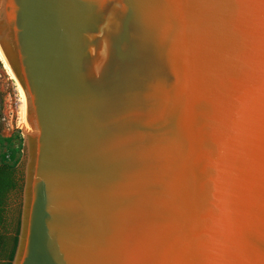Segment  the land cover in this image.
I'll list each match as a JSON object with an SVG mask.
<instances>
[{"label":"water","instance_id":"obj_1","mask_svg":"<svg viewBox=\"0 0 264 264\" xmlns=\"http://www.w3.org/2000/svg\"><path fill=\"white\" fill-rule=\"evenodd\" d=\"M0 54L10 264H264V0H0Z\"/></svg>","mask_w":264,"mask_h":264},{"label":"rangeland","instance_id":"obj_2","mask_svg":"<svg viewBox=\"0 0 264 264\" xmlns=\"http://www.w3.org/2000/svg\"><path fill=\"white\" fill-rule=\"evenodd\" d=\"M25 129L24 107L18 88L0 62V164L21 166Z\"/></svg>","mask_w":264,"mask_h":264},{"label":"trees","instance_id":"obj_3","mask_svg":"<svg viewBox=\"0 0 264 264\" xmlns=\"http://www.w3.org/2000/svg\"><path fill=\"white\" fill-rule=\"evenodd\" d=\"M20 166L0 164V264L13 258L20 208Z\"/></svg>","mask_w":264,"mask_h":264},{"label":"bare ground","instance_id":"obj_4","mask_svg":"<svg viewBox=\"0 0 264 264\" xmlns=\"http://www.w3.org/2000/svg\"><path fill=\"white\" fill-rule=\"evenodd\" d=\"M0 62H1V64H2L3 69H4V70L6 71V73L9 75V78L13 81V84H15L16 87L18 88V95H19L20 101L23 102L22 93H21L19 87L17 86L15 80L13 79L12 75L10 74V72H9V70H8V68H7V66H6V64H5V62H4V60H3L2 56H1V54H0Z\"/></svg>","mask_w":264,"mask_h":264}]
</instances>
